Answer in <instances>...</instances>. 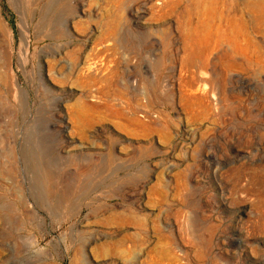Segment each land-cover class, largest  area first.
Segmentation results:
<instances>
[{
  "label": "rangeland",
  "instance_id": "obj_1",
  "mask_svg": "<svg viewBox=\"0 0 264 264\" xmlns=\"http://www.w3.org/2000/svg\"><path fill=\"white\" fill-rule=\"evenodd\" d=\"M0 264H264V0H0Z\"/></svg>",
  "mask_w": 264,
  "mask_h": 264
}]
</instances>
